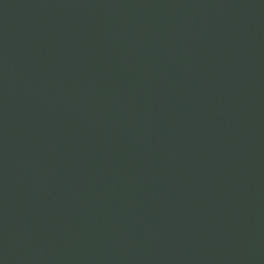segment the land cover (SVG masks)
<instances>
[{
	"label": "water",
	"instance_id": "1",
	"mask_svg": "<svg viewBox=\"0 0 264 264\" xmlns=\"http://www.w3.org/2000/svg\"><path fill=\"white\" fill-rule=\"evenodd\" d=\"M0 264H264V0H0Z\"/></svg>",
	"mask_w": 264,
	"mask_h": 264
}]
</instances>
